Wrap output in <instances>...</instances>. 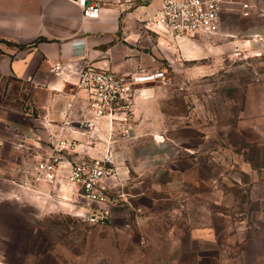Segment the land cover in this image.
<instances>
[{
	"label": "rangeland",
	"instance_id": "374dc122",
	"mask_svg": "<svg viewBox=\"0 0 264 264\" xmlns=\"http://www.w3.org/2000/svg\"><path fill=\"white\" fill-rule=\"evenodd\" d=\"M241 1L223 0L214 37L184 42L181 51L150 33L138 49L154 58L145 62L150 69L164 73L134 112L136 128L152 140L162 135L172 148L169 185L156 183L150 169L131 171L110 194L112 213L93 221L76 213L82 202L65 207L50 194L38 197L31 148L0 143L1 264H260L254 231L244 243L228 239L230 261L223 246L203 244L196 260L189 236L194 224L221 227L218 213L234 224L261 206L249 197L264 177V16L242 17ZM135 30L142 43L141 21Z\"/></svg>",
	"mask_w": 264,
	"mask_h": 264
},
{
	"label": "crops",
	"instance_id": "0c3cea01",
	"mask_svg": "<svg viewBox=\"0 0 264 264\" xmlns=\"http://www.w3.org/2000/svg\"><path fill=\"white\" fill-rule=\"evenodd\" d=\"M150 10V7L130 9L106 5L99 19L87 20L75 0H0V143L8 138L29 146L32 151L46 149L52 140L49 124L59 121L66 111L75 92V72L84 66L121 73L145 69L148 59L138 49L144 46L145 40L149 41L150 33L142 29V43L136 44L139 32L136 33L135 22L141 21L143 14ZM180 48L182 51V45ZM163 52L171 57L173 49L164 48ZM55 64L64 67L61 78L51 71ZM71 112H81L77 102ZM142 132L138 125L136 140L120 148L130 175L131 171L150 169L154 181L167 186L175 181L167 168V153L172 148L166 142L155 144ZM34 186L36 189L32 191L38 197L46 198L50 194L53 198L70 199L72 203L84 202L80 197L71 196L66 186ZM249 198L261 206L246 213L245 220L241 218L233 224L228 215L218 213L221 227L212 221L191 225V253L196 254V260L199 244L219 251L223 246L228 254L224 260H234L226 251L233 248L228 239L244 243L254 231L255 240L263 247L256 260L264 264V177L254 181ZM62 204L71 205L66 201ZM89 206L102 207L97 203L79 205V211L94 210ZM111 210L108 208L109 215Z\"/></svg>",
	"mask_w": 264,
	"mask_h": 264
},
{
	"label": "built area",
	"instance_id": "2783aa9c",
	"mask_svg": "<svg viewBox=\"0 0 264 264\" xmlns=\"http://www.w3.org/2000/svg\"><path fill=\"white\" fill-rule=\"evenodd\" d=\"M263 1L242 0L241 16L248 18L253 13L264 16ZM75 3L87 20L99 19L106 5L150 7L149 13H144L141 28L157 38H165L180 50L184 42H199L219 33L223 0H75ZM148 59L155 61L150 55ZM149 65L127 73L87 65L77 70L75 92L66 111L59 121L49 124L52 140L43 151L30 152V182L66 186L71 196L83 199V204L102 206L85 212L87 218L98 221L108 217V208H112L110 194L130 179L120 148L136 138V101L145 95L149 84L164 78L162 71L150 69ZM63 69L62 64H55L51 71L61 78ZM76 102L81 112H71ZM153 141L160 145L165 139L162 135L154 136ZM74 203L72 206H77ZM79 212L78 209L76 213Z\"/></svg>",
	"mask_w": 264,
	"mask_h": 264
}]
</instances>
